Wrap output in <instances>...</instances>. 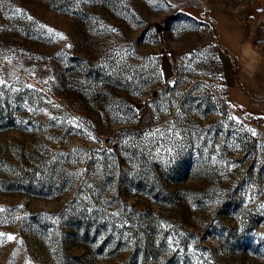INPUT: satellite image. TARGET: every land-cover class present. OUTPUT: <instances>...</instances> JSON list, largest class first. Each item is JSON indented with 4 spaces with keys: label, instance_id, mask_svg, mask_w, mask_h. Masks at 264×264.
Returning <instances> with one entry per match:
<instances>
[{
    "label": "rangeland",
    "instance_id": "374dc122",
    "mask_svg": "<svg viewBox=\"0 0 264 264\" xmlns=\"http://www.w3.org/2000/svg\"><path fill=\"white\" fill-rule=\"evenodd\" d=\"M0 80V264H264V0H0Z\"/></svg>",
    "mask_w": 264,
    "mask_h": 264
},
{
    "label": "crops",
    "instance_id": "0c3cea01",
    "mask_svg": "<svg viewBox=\"0 0 264 264\" xmlns=\"http://www.w3.org/2000/svg\"><path fill=\"white\" fill-rule=\"evenodd\" d=\"M225 24L219 25V26H221V27H219V28H221V30L220 29L218 30L219 38H220V43H219L220 46H217L216 49H217V52L219 54L221 62H223L224 69H227L229 81H230L229 84L232 86L234 84V80H235L236 57L237 58L239 57L238 51H240L243 48L245 49V51H247L251 47H249L250 45H248V41L243 40V38H244L243 33L241 34V36L237 37V31H235V29L233 30L232 28H230V24H227V23H225ZM239 27H242V26L239 25ZM223 30L227 34H230V36H231L230 39H226V41L223 40V37H222V31ZM243 44H244V46H243ZM234 47H237V49H239L237 51V53L235 51L236 48H234Z\"/></svg>",
    "mask_w": 264,
    "mask_h": 264
},
{
    "label": "snow or ice",
    "instance_id": "6c2138e0",
    "mask_svg": "<svg viewBox=\"0 0 264 264\" xmlns=\"http://www.w3.org/2000/svg\"><path fill=\"white\" fill-rule=\"evenodd\" d=\"M29 19H31V17H29ZM114 30V29H113ZM51 31V30H50ZM59 35H61V38H65L66 39V37H63V35L62 34H59ZM69 47H71V45H68ZM2 83H4V81H2V80H0V84H2ZM29 87H31V85H29ZM233 119H236L235 117H232ZM157 131H159V130H157ZM253 134H255V132H254V130H253ZM150 135H155V133H150ZM177 135H179L178 133H177ZM0 210H2V209H0ZM2 235H4L3 233H0V236H2ZM7 239H9V240H12V239H15V237L14 236H11V235H8L7 236ZM169 243L171 244L172 242L171 241H169Z\"/></svg>",
    "mask_w": 264,
    "mask_h": 264
},
{
    "label": "water",
    "instance_id": "95a60500",
    "mask_svg": "<svg viewBox=\"0 0 264 264\" xmlns=\"http://www.w3.org/2000/svg\"><path fill=\"white\" fill-rule=\"evenodd\" d=\"M161 27H162V25L161 24H158V28L161 30Z\"/></svg>",
    "mask_w": 264,
    "mask_h": 264
}]
</instances>
